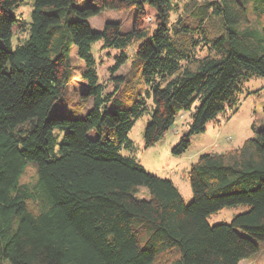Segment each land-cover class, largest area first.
<instances>
[{"label": "trees", "instance_id": "trees-1", "mask_svg": "<svg viewBox=\"0 0 264 264\" xmlns=\"http://www.w3.org/2000/svg\"><path fill=\"white\" fill-rule=\"evenodd\" d=\"M23 1L0 0V264H240L260 253L264 127L192 164L188 204L124 151L150 101L146 148L190 114L174 155L237 111L245 84L264 78V0H36L27 27L16 17ZM105 10L134 12L132 30H93ZM15 28L27 29L16 45ZM98 42L120 50L122 65L137 45L136 76H117L113 91ZM239 206L231 222L210 224Z\"/></svg>", "mask_w": 264, "mask_h": 264}, {"label": "rangeland", "instance_id": "rangeland-1", "mask_svg": "<svg viewBox=\"0 0 264 264\" xmlns=\"http://www.w3.org/2000/svg\"><path fill=\"white\" fill-rule=\"evenodd\" d=\"M35 2L36 0H24L20 8L16 10L17 20H22L25 23L24 27H27V22L30 21ZM175 18L176 16L173 15V19ZM133 21L134 12L112 10H105L89 19L90 26L95 31L103 30L108 22H117L122 25V31L125 33L132 30ZM152 22V19H147L143 25L153 29ZM14 32L15 45L17 44V37L23 40L27 36L26 28H15ZM136 48L137 45H134L126 49L128 61L122 65L118 62V57L121 55L120 50H105L101 42L93 46L99 77L108 91H113L117 76L124 75L128 79L136 76V69L133 68L135 60L133 55ZM72 60L74 64H82L75 51L72 53ZM150 106L151 101L149 110L136 121L130 133V139L134 142L133 150L124 151V154L133 156L146 172L173 181L188 204L193 200L189 180L192 164L196 163L202 154L225 152L240 147L246 139L254 136L253 125L259 129L264 127V78H255L247 82L237 111L234 113V110L228 109L211 121L204 133L192 138L191 146L182 155H174L172 148L177 146L181 136L188 131L190 114H181L172 129L159 143L146 148L144 132L151 118ZM32 172L33 169L30 168V173ZM245 211L246 207L244 206L227 208L214 214L209 222L212 225L223 222L229 223L236 215ZM240 264H264V247L260 253Z\"/></svg>", "mask_w": 264, "mask_h": 264}]
</instances>
